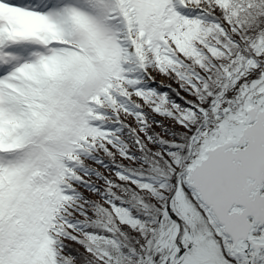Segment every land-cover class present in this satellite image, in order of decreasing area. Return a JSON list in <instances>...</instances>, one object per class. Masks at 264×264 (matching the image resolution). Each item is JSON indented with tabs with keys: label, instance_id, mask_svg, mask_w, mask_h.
<instances>
[{
	"label": "snow or ice",
	"instance_id": "obj_1",
	"mask_svg": "<svg viewBox=\"0 0 264 264\" xmlns=\"http://www.w3.org/2000/svg\"><path fill=\"white\" fill-rule=\"evenodd\" d=\"M192 4L215 23L181 15ZM251 7L242 0H0V264H69L61 245L72 227L64 222L66 189L82 180L70 164L98 144L111 150L110 134L91 122L101 118L98 107L115 105L113 93L148 103L123 76L133 58L142 67L150 60L164 77L198 70L186 84L197 94L195 110L176 113L173 105L164 113L182 126L198 112L207 116L201 73L218 68L234 92L213 103L187 163L173 161L160 264H264V72L256 71L264 34L240 47L247 40L240 17ZM111 215L121 228L139 224L127 209L113 205Z\"/></svg>",
	"mask_w": 264,
	"mask_h": 264
},
{
	"label": "trees",
	"instance_id": "obj_2",
	"mask_svg": "<svg viewBox=\"0 0 264 264\" xmlns=\"http://www.w3.org/2000/svg\"><path fill=\"white\" fill-rule=\"evenodd\" d=\"M242 3L252 4L240 17L243 24L241 36L247 37L246 41L240 42L241 50H244L264 34V0H242ZM186 18L200 20L193 16ZM203 23L211 25L215 18L208 15ZM144 66L151 70L153 80L149 83L145 81L143 68L136 59L124 63L122 68L125 80L133 82L127 86L128 89L132 93H143L148 103L143 100L137 102L119 92L113 93L115 105L107 103L98 107L96 111L101 118L91 122L98 130L110 134L111 150L98 144L81 150L79 162L70 164L82 180L71 181L72 186L66 189L71 201L64 213V222L72 227L67 229L61 245L63 255L70 258L69 264H148L159 255L155 253L153 244L168 225V213L164 210L170 205V196L166 193L172 189L175 180L171 170L173 161L178 159L187 163L192 136L197 128H203L211 120L212 102L230 85L218 68L201 73L199 86L202 90L198 95L207 116L198 112L195 122L182 126L177 116L164 113L166 109L173 110V105L176 113L195 110L192 102L197 100V94H189L186 84L198 70L185 66L180 73L183 79H179L174 75L164 77L157 74L150 60ZM159 77L166 78L167 83H159ZM205 84L206 91L203 89ZM208 92L212 95H207ZM227 95L229 100L234 99L229 92ZM162 100L166 103H161ZM155 105L159 106V111L154 110ZM125 114L126 119L122 118ZM121 176L137 183L120 180ZM141 184H150L154 194L140 189ZM113 205L127 209L139 224L135 228H121L114 223L111 215ZM89 237L104 239L93 243ZM88 248L91 252L86 251ZM102 253H107V256L102 257Z\"/></svg>",
	"mask_w": 264,
	"mask_h": 264
},
{
	"label": "rangeland",
	"instance_id": "obj_3",
	"mask_svg": "<svg viewBox=\"0 0 264 264\" xmlns=\"http://www.w3.org/2000/svg\"><path fill=\"white\" fill-rule=\"evenodd\" d=\"M259 63H260V67L256 70L258 73L264 71V62H259ZM227 89L231 90L230 92H232L233 95H234V92H233V90H232V86H231V85H229V87H228ZM221 93L224 94V95H223V98H224V96H225V90H222ZM220 99H221V95H219V97H217V98L212 102V104H211V109H212L213 103H214L215 101H217V100H220ZM192 137H193V136H192ZM167 206H168V209H169L170 205H167ZM168 209H165V210H164V213L167 214V213H168V212H167ZM167 222H168L167 227H165V228H163V229L161 230L160 234H159L158 237L155 239L154 244H153V247H154V251H155V253H157V254H159V255H158L157 257H155L153 260H150L148 264H160L161 257H162V255H163V253L160 251V244H159V241H160V239H161V234H162L163 232H165L166 229H167L168 226H169V219L167 220Z\"/></svg>",
	"mask_w": 264,
	"mask_h": 264
}]
</instances>
